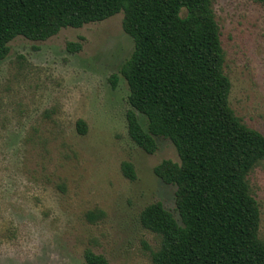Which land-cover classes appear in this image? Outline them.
Returning a JSON list of instances; mask_svg holds the SVG:
<instances>
[{"label":"rangeland","instance_id":"374dc122","mask_svg":"<svg viewBox=\"0 0 264 264\" xmlns=\"http://www.w3.org/2000/svg\"><path fill=\"white\" fill-rule=\"evenodd\" d=\"M213 9L230 106L264 134V7L213 0ZM122 19L119 12L43 41L9 42L0 61V264H84L87 248L109 264H150L160 239L141 226V210L159 201L179 221L176 187L153 171L163 159L179 162L174 145L157 136V150L148 154L127 131L129 88L118 71L134 42ZM68 42L81 47L71 51ZM79 119L85 134L77 131ZM123 161L134 180L122 173ZM248 181L264 239V162Z\"/></svg>","mask_w":264,"mask_h":264},{"label":"trees","instance_id":"16d2710c","mask_svg":"<svg viewBox=\"0 0 264 264\" xmlns=\"http://www.w3.org/2000/svg\"><path fill=\"white\" fill-rule=\"evenodd\" d=\"M119 12L134 42L118 71L129 88L128 134L148 154L157 150L155 137L168 138L179 157L153 168L176 187L179 221L159 201L139 213L141 226L160 239L150 264H264L259 204L248 181L264 162V134L230 106L213 0H0V61L17 36L43 41ZM80 47L67 43L71 51ZM117 78L111 74L113 86ZM76 126L85 134L83 120ZM121 170L135 179L131 163ZM83 257L84 264H109L89 248Z\"/></svg>","mask_w":264,"mask_h":264}]
</instances>
